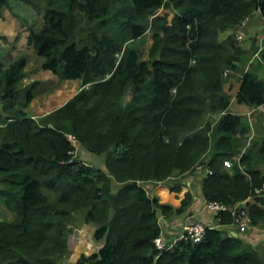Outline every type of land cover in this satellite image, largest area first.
<instances>
[{
    "label": "trees",
    "instance_id": "16d2710c",
    "mask_svg": "<svg viewBox=\"0 0 264 264\" xmlns=\"http://www.w3.org/2000/svg\"><path fill=\"white\" fill-rule=\"evenodd\" d=\"M11 1L15 0H0V18L3 7ZM17 1L35 7L43 1V24L30 28L26 42L42 58L43 70L61 80L79 79L81 89L42 117V122H52L56 130L39 129L21 109L31 102L34 93L26 90L24 101L18 100L26 59L19 58L7 66L0 61V114L14 111L3 124L6 135L0 136V201L16 215L14 223L0 222V256L9 253L18 257L19 264H36L33 258L21 254L26 241L43 240L42 231L38 232L34 224L36 218L43 219L47 229L63 235L65 212L51 208L44 193L56 189L61 203L75 193L81 204H86L83 223L93 224L94 239L104 242L97 252L82 254L76 264H264L259 252H264V240L255 246L240 234L234 236L228 229L234 220L229 212L217 214L221 227L207 229L203 240H183L159 250L154 241L162 234V227L155 207L161 208L166 217L175 210L182 214L192 201L191 194L187 193L179 208H174L160 204L156 196L149 197L137 184V176L119 177L124 164L138 167L134 165L151 163L152 172L143 178L151 174L160 178L163 161L174 154L177 157L171 159L166 175L177 167L185 171L194 166L202 155H189L203 137L192 126H198L207 116L217 117V121L210 134L215 152L204 162L212 169L203 178L205 199L237 204L262 186V172L254 166L242 170L241 165H252L254 160L255 166L264 165V138L242 152L248 128L230 110L224 71H236V62L243 60L236 27L256 10L264 18V0H114L109 4L105 0ZM167 1L178 6L180 14L173 28H161L165 38L155 32L152 59L145 61L128 43L141 37L148 28L149 16ZM82 21L84 26L78 28ZM228 30L235 32L219 41L218 34ZM260 55L264 59V48ZM117 92L121 94L116 96ZM124 93L131 98L125 105ZM236 100L249 107L264 106V80L257 81L250 71L244 73ZM99 105L102 111H112L110 143L122 144L117 152L118 147L106 152L103 170L69 161L72 147L64 135L72 132L73 118L84 123L85 114L96 111ZM145 128L149 129L147 137L136 132L142 129L144 133ZM188 132L196 135L191 137ZM181 134L189 137L179 141ZM39 135L47 137L50 150L46 153L41 145H35L30 154L24 141ZM208 141L206 136L202 143ZM92 151L102 153L105 149ZM187 156L188 161L183 163ZM226 158L235 165L222 170ZM109 179L120 183L119 188L113 191ZM169 188L173 193L180 192V186ZM72 204L77 206V201ZM248 207L253 225L264 221V196H256L255 203ZM14 231L17 233L10 236Z\"/></svg>",
    "mask_w": 264,
    "mask_h": 264
},
{
    "label": "rangeland",
    "instance_id": "374dc122",
    "mask_svg": "<svg viewBox=\"0 0 264 264\" xmlns=\"http://www.w3.org/2000/svg\"><path fill=\"white\" fill-rule=\"evenodd\" d=\"M113 1L114 0H105V4H109ZM167 2L168 3L165 6L161 7L154 16L153 15L149 16L148 28L141 35V37L135 39L134 41H130L128 43L129 46L135 47L139 50V52H141L142 59L145 61L150 62L152 59L150 55V51L154 46L155 32L158 31L160 37L165 38L166 35L164 34L163 29L173 28L174 20L180 14V8L178 6H176L174 3L170 1ZM43 12H44L43 1H38L37 6L35 7L32 3H26L23 1L15 0V1H11L9 6L3 7L4 17L0 19V61H2L5 64V66H7L11 62L19 58H25L27 61V65L29 66V68L27 69V73H30L33 72V70L35 69L34 66L41 65L42 58L38 56L35 53V51L32 49V47L27 44L26 37L31 27L40 28L42 26ZM155 16L157 17L156 20L154 19ZM10 23H13L15 25V30L13 29L10 30L8 33L9 35H7L6 31L3 28H7L11 26ZM81 26H84L83 21L79 23L78 28ZM162 27L163 29H161ZM84 28L85 29L83 32L87 31L86 27ZM223 34L224 32H220L218 34L219 41L223 38V37L220 38V36ZM157 55H160V53H158ZM36 70H38L37 67ZM25 74L22 81L19 83V87H21L22 91L21 94L19 95L18 100L20 102L24 101V93L26 90H29V92L34 93V98L26 107H22L21 109L23 110V112L26 113L28 117H30L35 121L39 129L48 128V129L56 130L52 122H47V123L42 122L41 121L43 119L42 117L49 115L54 110H56L61 105H63L65 102H67L70 98H72L81 89L80 81L77 82L76 86L66 87L67 85L66 81L61 80L57 77L58 81L55 82L54 84L55 86L54 85L50 86L51 83L53 82H49L47 85H40L39 81L38 82L36 81L32 82V80L27 81V78L29 76H27V74L25 76ZM225 80L228 82L229 78L225 77ZM56 85L61 86L62 94L54 93V87L56 88ZM71 93H73V95L70 97ZM119 94L121 93L117 92L116 96H118ZM129 100H131V98L128 96L127 93H124L122 96V101L124 102V105ZM2 105L3 103L0 105V108H2ZM13 115H14V111L12 110H6L5 112L0 114L1 137H4L6 135V133L4 132L3 124L7 119H10L9 117ZM85 115H87V117L84 123H80L78 121V117H75L73 118L74 125L72 132H64V135L67 136V139L70 141L72 147V151L69 152V156H70L69 161L71 160L78 161L81 163L82 166L97 167L103 170L105 166L106 152L112 150L114 147H118L116 149V152L119 149H122V144L117 145L110 143V141L112 140V130L110 129L113 121L111 120L112 111L111 109H105L102 111V106L99 105L96 111L92 112L91 114H85ZM216 120H217L216 117L206 116L201 124H199L198 126H192V128L197 127V131L201 133L203 140L206 136L209 137L208 142L202 143L203 140L201 142H198L192 154L189 155V156L202 155L200 160L194 166H190L185 171H182L180 168L177 167L172 171V173L169 176L166 175L165 171L168 168L171 159L177 157V155L174 154L171 156V158L163 161L162 177L160 178L153 176V174L143 178V175L147 176L150 172H152L151 163L144 166H141L140 164L134 165L138 167H127L128 165L124 164L125 167L123 168V174H121L119 177L121 179H125V178L129 179V175L137 176V181H136L137 184H139L145 190V192H147V195L149 197L158 196V193L156 192L154 193V191L152 190L154 189L159 190L162 188L167 189L168 185L180 186V191L184 187L187 188V186L182 182V180L185 178L187 179V174L188 175L191 174V172L195 171L196 169H199L200 166L205 167L206 163L204 162H207L215 152L213 142L210 141V134L212 132L213 125L216 123ZM54 121H55L54 123L56 124L64 123V120H58V121L54 120ZM61 131H66V130H61ZM147 131L149 132V129L145 128L144 133L142 129L136 132H138L139 135L142 137H147L148 134ZM36 132H38L37 129ZM188 133L191 137L196 135L193 132H188ZM187 137L189 136L186 134H181V138L179 139V141H183ZM145 140L148 141V139ZM44 141H46L45 144H43ZM24 143L27 146L28 152L30 154H32V151H30L32 146L35 145L36 146L41 145L42 149H44L46 153H48V151L50 150L47 137L43 135L29 138L25 140ZM101 148L105 149V151L102 153H96L95 151H92V149L100 150ZM169 150L165 152L169 153ZM154 151L155 149H153V153ZM189 156H187L186 159L182 160L183 163H186L188 161ZM226 159H231V158H226ZM254 162L255 160L253 161L252 165L247 164L248 166L245 164L241 165L242 170L246 168H250L249 166H254L256 169L263 172L264 165L255 166ZM119 177H117V179L121 181ZM110 181H111L110 187L112 188L113 191L119 188L120 183L114 182L113 180L109 179V183ZM108 186L109 184L107 185L106 188H108ZM255 189L253 190V193L250 197L254 195ZM56 191L57 190L55 189L54 192H51L48 189V190H44V193L47 195V201L48 204L51 206V208L61 209L65 212V214L63 215V220L66 222V229L65 228L63 229V235H62V233H58V230L56 231L53 230L52 228L47 229L45 223L43 222L44 221L43 219L41 218L35 219L34 224H36L38 232L42 231L43 240L41 239L37 241H26L22 245L24 251H22L21 254H23V256L25 257L33 258L36 264H53V263L76 264L78 258L82 254L88 256L91 253H93L94 249L96 248L95 242L97 241L93 237L95 230L94 225L83 223V218H84L83 214L87 207L86 204L85 203L81 204V200L78 197H76L75 193L69 196L67 202L61 203V195H59ZM188 194H191V197L193 199L191 191H189ZM186 197H187V191L185 192L184 196L181 198L179 205L178 202L174 203L176 204L174 205V208H179L183 199H185ZM157 198L159 199V197ZM76 201H77V206L74 204L71 205L72 202H76ZM204 210L208 212L206 209ZM186 211L187 208L183 213H185ZM212 214L215 216L214 213ZM168 215L170 216L171 213ZM163 218L165 219L164 216ZM15 219H16V215L14 217V215L3 213L2 211H0V222L14 223ZM158 219L160 223L162 219L161 218ZM91 225L94 227L92 237L88 233V228ZM15 233H17V231H14L9 234L11 236ZM18 238H20V236H18ZM99 242L104 244L103 241H99ZM259 252L262 255V257H264V252L261 250H259ZM0 264H19L18 257H14L9 253L6 254L4 253L0 256Z\"/></svg>",
    "mask_w": 264,
    "mask_h": 264
},
{
    "label": "crops",
    "instance_id": "0c3cea01",
    "mask_svg": "<svg viewBox=\"0 0 264 264\" xmlns=\"http://www.w3.org/2000/svg\"><path fill=\"white\" fill-rule=\"evenodd\" d=\"M2 17H4V14L2 15ZM10 24L11 26L3 28L6 31L7 35H9L8 33L10 30H15V25L13 23ZM233 32L235 31H224V34L220 36V38L223 37L220 41L226 40L228 36L234 34ZM236 33L243 36L241 40H238L239 45L244 50L243 60L240 62H236L237 69L236 71L231 73V75L229 76L230 78L228 77L229 81L226 83L225 89L231 95L230 110L234 114L239 115L242 122L245 123L248 128V139H245V145L241 149L242 152H244L252 147V142H260L264 138V106L249 107L243 104H239L236 100V94L240 87L241 79L244 73L250 71L254 74L257 81L264 80V59L260 55V51L264 48V18L261 12L259 10H256L251 15L247 16L242 21V23L236 27ZM34 67L35 69L33 70V72L27 73V69L29 68V66L26 63V66L24 68V74L26 73L27 76H29L27 78V81H39L40 85H47L49 82H53L50 86L54 85L55 82L58 81L57 76H54V74L49 70H43L41 68V65ZM36 67L38 68V70H36ZM65 81L67 84L66 87H73L76 86L77 82L80 80L71 79ZM54 93L62 94L61 86L56 85V88L54 87ZM72 95L73 93L70 94V97ZM262 174L264 175V171L262 172ZM204 177L205 172L202 169H196L195 171L191 172V174H187V179L185 178L182 180V182L187 186V188L184 187L179 193H173L170 190L169 185L167 186V189L162 188L159 190H152L154 191V193H158L157 197H159V202L161 204H165L172 207L176 205L174 204L175 202H178V205L180 204L181 198L184 196L186 191L187 193L191 191L193 196L192 203L187 208V211L185 213L178 214L174 211L170 216L168 215L169 217H166L163 214L165 220L160 221V224L162 227L161 237L164 241L177 235L182 230L183 226L187 224V221L202 222L204 225H211L216 228L221 227L219 224V219L214 216L211 212L208 213L204 210L207 201L204 197L202 188ZM251 203L254 204L255 201H252ZM0 211L13 215L11 212L4 208L1 201ZM228 229L231 233L237 231L235 227H229ZM93 230L94 227L91 225L88 228V233L91 237ZM240 236L243 237L247 242L255 246L261 245L264 240V221H260L256 225L254 224L247 233L240 234ZM95 243L96 248L94 249V252H97L101 243Z\"/></svg>",
    "mask_w": 264,
    "mask_h": 264
},
{
    "label": "built area",
    "instance_id": "2783aa9c",
    "mask_svg": "<svg viewBox=\"0 0 264 264\" xmlns=\"http://www.w3.org/2000/svg\"><path fill=\"white\" fill-rule=\"evenodd\" d=\"M242 35L236 34V39L241 40ZM232 71L229 69H226L224 71L225 76L227 77ZM235 163L233 160H225L224 166L226 168H232L234 167ZM203 169L206 173H211V171L208 168L200 166L199 169ZM255 195H253V198H256V196H264V183L261 187L255 189ZM252 197H249L248 199L239 202L237 204H226L221 202H206L205 209L209 212H212L214 214H218L219 212H230L232 214V217L234 218L232 226L236 227L238 232L240 233H246L249 231L250 227L253 224V219L250 214L248 204L251 202ZM254 200V199H253ZM213 226H207L200 222H194V223H187L183 226L182 230L175 236L166 239L164 241L162 237H158L155 239V245L159 250L163 249H169L175 246L180 241H191V242H199L203 240V238L206 236L207 229H213Z\"/></svg>",
    "mask_w": 264,
    "mask_h": 264
},
{
    "label": "clouds",
    "instance_id": "9594fccd",
    "mask_svg": "<svg viewBox=\"0 0 264 264\" xmlns=\"http://www.w3.org/2000/svg\"><path fill=\"white\" fill-rule=\"evenodd\" d=\"M236 34H237V33H236ZM236 34H235V36H236ZM236 40H237V39H236ZM237 41H238V40H237ZM231 73H232V72H231ZM231 73H230V74H231ZM228 77H229V76H228ZM215 116H216V115H215ZM216 119H217V117H216ZM216 121H217V120H216ZM225 160H232V159H224V161H225ZM224 161H223V164H222V166H221V169H222V170H226V167L224 166ZM234 163H235V162H234ZM205 168H208V169L211 171V173H212V169H211L209 166H207L206 164H205ZM228 169H229V168H228ZM203 171H204V170H203ZM204 172H205V171H204ZM208 174H210V173H206V172H205V176L208 175ZM254 195H255V194H254ZM251 199H252V200H251V202H252V201H255L256 198H253V196H252ZM253 199H254V200H253ZM206 202H209V201H206ZM251 202H249V204H250ZM205 206H206V204H205ZM248 208H249V207H248ZM249 211H250V210H249ZM208 212H209V211H208ZM211 213H212V212H211ZM219 213H220V212H219ZM229 213H230V212H229ZM230 214H231V213H230ZM250 214H251V213H250ZM231 215H232V214H231ZM215 216H217V215L215 214ZM218 219H219V218H218ZM252 219H253V218H252ZM188 222H189V221H187V223H188ZM194 222H197V221H194ZM194 222H189V223H194ZM200 223H202V222H200ZM209 226H211V225H209ZM252 226H253V224H252ZM252 226H251V227H252ZM213 227H214V226H213ZM229 227H234V226H229ZM251 227H250V228H251ZM214 228H216V227H214ZM214 228H213V229H214ZM235 228H236V227H235ZM236 229H237V228H236ZM249 230H250V229H249ZM236 232H238V230H237ZM238 233H239V234H245V233H240V232H238ZM246 233H247V232H246ZM160 236H161V235H160ZM160 236H159V237H160ZM154 242H155V241H154ZM101 244H102V243H101ZM99 249H100V248H99Z\"/></svg>",
    "mask_w": 264,
    "mask_h": 264
},
{
    "label": "water",
    "instance_id": "95a60500",
    "mask_svg": "<svg viewBox=\"0 0 264 264\" xmlns=\"http://www.w3.org/2000/svg\"><path fill=\"white\" fill-rule=\"evenodd\" d=\"M155 211H157V217H158V218H161L162 220H165V219L163 218V213H162V210H161L160 208L155 207ZM232 234H233L234 236H238V233H237V232H233ZM102 246H103V244H101L99 248H101Z\"/></svg>",
    "mask_w": 264,
    "mask_h": 264
}]
</instances>
